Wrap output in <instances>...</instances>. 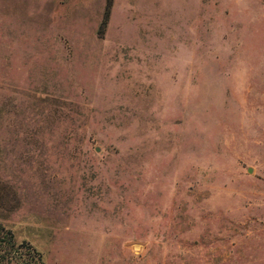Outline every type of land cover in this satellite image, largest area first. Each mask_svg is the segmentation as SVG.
Listing matches in <instances>:
<instances>
[{
	"label": "rangeland",
	"instance_id": "obj_1",
	"mask_svg": "<svg viewBox=\"0 0 264 264\" xmlns=\"http://www.w3.org/2000/svg\"><path fill=\"white\" fill-rule=\"evenodd\" d=\"M0 264H264V0H0Z\"/></svg>",
	"mask_w": 264,
	"mask_h": 264
},
{
	"label": "trees",
	"instance_id": "obj_2",
	"mask_svg": "<svg viewBox=\"0 0 264 264\" xmlns=\"http://www.w3.org/2000/svg\"><path fill=\"white\" fill-rule=\"evenodd\" d=\"M0 243L11 245L15 247L14 235L10 230H7L3 225L0 224Z\"/></svg>",
	"mask_w": 264,
	"mask_h": 264
}]
</instances>
